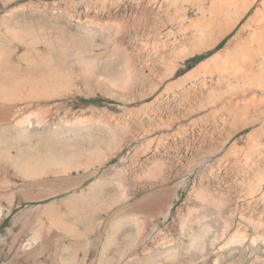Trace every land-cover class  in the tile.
Returning a JSON list of instances; mask_svg holds the SVG:
<instances>
[{"label": "rangeland", "instance_id": "1", "mask_svg": "<svg viewBox=\"0 0 264 264\" xmlns=\"http://www.w3.org/2000/svg\"><path fill=\"white\" fill-rule=\"evenodd\" d=\"M101 8L95 0H0V20L33 9L62 11L58 27L14 29L29 39L45 37L57 50L44 55L55 77L52 89L13 108L15 117L45 118L48 125L0 133L1 155H11L9 168L19 173L10 180L12 197L0 199V264H52L47 249L65 244L57 219L59 226L85 230L125 228L136 237L127 264H264V163L244 170L210 157L225 138L220 117L185 99L195 92L190 84L146 96L162 70L148 73L135 58L136 72L144 67L147 81L134 82L125 51L110 41L116 27ZM159 26L171 25L162 20ZM203 155L202 165L189 167ZM153 193L162 194L156 218L134 207ZM119 211L121 218L113 220ZM78 235L91 244L98 234Z\"/></svg>", "mask_w": 264, "mask_h": 264}, {"label": "bare ground", "instance_id": "2", "mask_svg": "<svg viewBox=\"0 0 264 264\" xmlns=\"http://www.w3.org/2000/svg\"><path fill=\"white\" fill-rule=\"evenodd\" d=\"M95 1L109 14L110 26L116 27L110 41L114 49L125 51L134 82L144 84L145 71L162 70L160 81L146 96L156 98L170 94L177 87L192 85L195 92L186 94L185 99L210 108V117H220L223 125L225 138L209 151V156H218L220 164L228 163L244 170L264 163V0ZM165 6L170 9L169 14L163 11ZM111 8L114 10L110 11ZM61 12L49 14L50 11L33 9L31 13H18L13 19L0 20V30L4 29L12 40L0 34V133L19 129L27 132L48 125L45 118L33 122L28 117H15L13 108L52 89L55 77L45 68L44 55L57 50V43L54 47L55 42H48L45 37L44 41L29 39L21 35L22 31L18 34L19 30L15 33L14 29L24 24L39 32L48 24L58 27ZM162 20L169 23L170 28H161ZM21 22L24 23L21 25ZM237 28L238 32L226 47L215 52ZM175 29L180 36L175 34ZM201 56L206 59L193 66V61ZM135 58L140 59L145 71L143 67L136 72ZM159 89L162 91L158 92ZM250 127V132L245 134ZM1 152L0 179L6 181L0 180V199H9L14 188L10 180L19 173L14 175L9 168L11 164L13 167L12 156L5 157L4 152L2 156ZM199 157V160L189 161V167L196 169L208 156ZM263 178L260 176L262 181ZM55 222L53 224L59 226L61 221Z\"/></svg>", "mask_w": 264, "mask_h": 264}, {"label": "crops", "instance_id": "3", "mask_svg": "<svg viewBox=\"0 0 264 264\" xmlns=\"http://www.w3.org/2000/svg\"><path fill=\"white\" fill-rule=\"evenodd\" d=\"M228 38V37H227ZM165 201L164 207L168 203ZM161 193L150 194L146 200L137 202L134 206L137 211L145 214L148 212L149 217H159L161 214ZM122 211L117 212L113 216V220L121 218ZM55 230L64 233V246L58 248L50 247L47 252L51 258L52 264H127L125 259L130 256L131 243L136 245V237H131L125 228L116 224H106L96 228L97 230H85L86 228L75 225H61L54 226ZM84 232L97 233V236L91 237L93 240L91 244H87L78 234ZM136 233L137 230L129 231V233ZM104 233V235H101ZM108 234V235H106ZM133 239V240H131ZM135 240V241H134ZM45 248L42 253L45 255Z\"/></svg>", "mask_w": 264, "mask_h": 264}]
</instances>
